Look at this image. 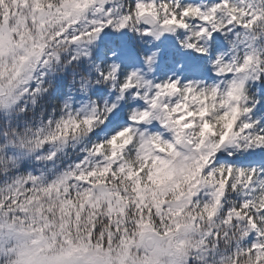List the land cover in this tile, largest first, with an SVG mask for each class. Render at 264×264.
Listing matches in <instances>:
<instances>
[{"label":"clouds","instance_id":"clouds-1","mask_svg":"<svg viewBox=\"0 0 264 264\" xmlns=\"http://www.w3.org/2000/svg\"><path fill=\"white\" fill-rule=\"evenodd\" d=\"M105 3L0 39V264H264V0Z\"/></svg>","mask_w":264,"mask_h":264},{"label":"snow or ice","instance_id":"snow-or-ice-1","mask_svg":"<svg viewBox=\"0 0 264 264\" xmlns=\"http://www.w3.org/2000/svg\"><path fill=\"white\" fill-rule=\"evenodd\" d=\"M64 2L76 3L80 6L86 24L89 25L84 35L90 36L93 33H98V38L106 47L111 50H117L121 59L131 60L130 49L133 46L126 38L127 30L125 27L129 19L128 16H123L118 22H115V27L120 30L119 35H117L115 32L110 31L114 26V21L105 0H64ZM53 4L59 7L60 0H48L47 7L51 8ZM91 4L96 5L97 12L101 11L99 5L104 4L103 12L106 14V17L102 16L100 19H97L89 8ZM137 7L142 8L143 5L137 4ZM40 9L41 0H0V39H11L16 36L19 32L20 22L23 20L25 23H31L36 19V14ZM185 15H187V12H185ZM174 22L173 20L167 21L169 24ZM178 26L184 27L182 23H179ZM2 55H4V52L0 51V56ZM3 67V63H0V68ZM165 87L174 91L176 85L169 84Z\"/></svg>","mask_w":264,"mask_h":264}]
</instances>
